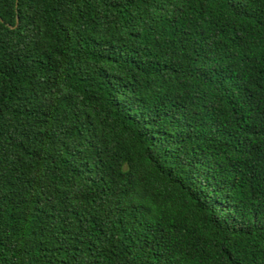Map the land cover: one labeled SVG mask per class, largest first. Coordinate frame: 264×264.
<instances>
[{
    "label": "trees",
    "instance_id": "obj_1",
    "mask_svg": "<svg viewBox=\"0 0 264 264\" xmlns=\"http://www.w3.org/2000/svg\"><path fill=\"white\" fill-rule=\"evenodd\" d=\"M0 264H264V0H0Z\"/></svg>",
    "mask_w": 264,
    "mask_h": 264
},
{
    "label": "water",
    "instance_id": "obj_2",
    "mask_svg": "<svg viewBox=\"0 0 264 264\" xmlns=\"http://www.w3.org/2000/svg\"><path fill=\"white\" fill-rule=\"evenodd\" d=\"M2 21V20H1Z\"/></svg>",
    "mask_w": 264,
    "mask_h": 264
}]
</instances>
